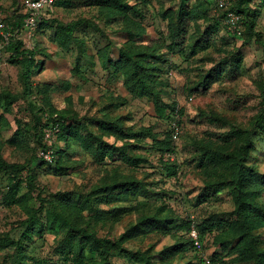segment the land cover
Listing matches in <instances>:
<instances>
[{
  "label": "rangeland",
  "instance_id": "obj_1",
  "mask_svg": "<svg viewBox=\"0 0 264 264\" xmlns=\"http://www.w3.org/2000/svg\"><path fill=\"white\" fill-rule=\"evenodd\" d=\"M84 1L61 0L60 5H56L51 13L44 16L62 23L78 18L92 21L93 25H83L75 34L86 45L84 56L79 54L74 42L67 48L55 41L53 28L39 29V19L36 20V27L31 30L23 27L19 32L24 48L37 50L36 59H42L41 66L32 69V95L29 100L23 95L20 64L7 53L4 55L5 63L0 68V93L9 92L16 99L9 111L4 112L0 108V158L8 164L31 167L35 172V182L33 186L29 185L25 168L20 172L0 170V239L22 238L28 211L35 210L38 215L44 212L41 211V198L45 199L44 207L49 202L56 203V199L64 195L71 197L74 205L79 206L103 180L130 176L142 183L141 192L126 202L97 205V208L104 210L120 208L108 213L102 220L83 214L80 224L87 225L98 237L116 241L140 218L155 213L167 215L174 221L169 231L148 230L150 227H146L144 233L125 240L121 247L132 252H142L150 259V264L197 263L190 248L172 255L167 251L176 242L188 239L187 230L175 225L187 220L201 223L212 215L228 217L235 207L231 191L220 184L227 180L229 167L222 161L210 164L200 157L201 147L207 149L210 145V149L218 155L232 153L238 145L241 146L232 130H249L252 149L245 163L264 173V129L260 131L252 126L257 114L264 110L260 88V83L264 81L263 48L255 37L248 38L240 21L235 27L232 26L229 21V13L232 12L225 9L229 5L227 0H222L223 6L219 5L220 0H191L194 4L202 5L208 13L207 18L198 19V28L191 21L190 35L196 37V42L210 25L217 24L219 31L216 35L202 38L209 39L208 44L197 46L192 56H186L178 49L176 52H168L162 46V52L173 65L168 71L167 95L164 100L176 101L182 108V114L176 118L179 134L171 142L174 152L163 153L157 150L151 144V138L134 141L105 136L104 140L117 146L125 145L126 141L134 143L125 147L128 155L136 160L128 162L115 154L114 159L109 158L105 164L100 165L83 147L73 145L65 157L68 168H65V163L63 169L57 170L53 162L39 167L31 162L39 154L34 135L35 121L28 103L36 102L43 107V96H46L49 107L55 112L69 114L86 124L90 119L118 118L124 126L133 130L149 128L160 139H165L172 131L174 121L159 118L149 99L129 93L122 77L102 66L97 51L110 46L111 56L117 57L118 49L124 46L127 38L122 31V24L106 23L97 8L84 5ZM127 1L138 6L144 14L143 19L137 16L145 27V35L140 39L142 43L159 45L167 23L161 14L168 9H178L179 0ZM258 3V0H253L251 7L254 8ZM18 5L19 0L16 4L11 0H0L3 18L5 15L12 19L13 10H18V14ZM258 12L254 30L264 39V6ZM232 54L240 59L236 70L226 66L229 71L225 70L208 87L199 85L207 72ZM79 58L80 63L77 64ZM43 84L49 86L46 92H42ZM48 110L52 112L51 108ZM20 127L27 140L21 144L16 141L20 136L15 134ZM57 146L62 148L63 144L58 143ZM15 184L19 185L16 197L24 195V203L8 199L10 187ZM257 187L260 192L257 193L256 201L264 207V186L257 184ZM253 232L260 234L259 244L264 249V226ZM216 235L217 232H205L203 236L205 251L210 255L220 251V246L213 242ZM62 236V230H52L46 231L43 236L34 235L32 241L26 240L25 262L67 264L58 251ZM112 251L108 264H139L136 260H129L125 254L118 253V250ZM14 254V246L0 248V264H14ZM167 255L166 258H160ZM236 256L234 251L227 254V264H247L236 262Z\"/></svg>",
  "mask_w": 264,
  "mask_h": 264
},
{
  "label": "trees",
  "instance_id": "obj_2",
  "mask_svg": "<svg viewBox=\"0 0 264 264\" xmlns=\"http://www.w3.org/2000/svg\"><path fill=\"white\" fill-rule=\"evenodd\" d=\"M11 1L13 4L18 3V0ZM252 1L227 0L229 5L225 9L239 15V21L245 28L248 38L255 37L256 42L262 46L264 59V39L260 33L254 30L259 17L258 11L264 6V0H258L259 3L254 8L251 7ZM60 2L61 0H55L51 6L45 8L40 13L38 28H53V39L55 41H58L61 46L67 48L71 42H74L78 47L79 54L84 56L86 45L75 34L83 25L91 26L93 22L78 18L62 23L57 19L44 18L45 15L53 11L56 5H60ZM84 2V5L97 8L106 23L122 24V31L127 38L124 46L118 49L117 57L111 56L110 46L97 51L102 66L122 77L123 84L129 93L149 99L153 104L154 112L159 118L169 121L176 120V115L182 114V108L178 106L176 101L166 102L164 100V96L167 95L168 71L173 65L162 52V46L168 52H176V49H178L177 51L182 52L186 56L195 55L197 46H203L202 44L206 46L209 39L202 38L218 34L219 28L217 24L210 25L204 31L202 38L197 42L196 37L190 35L191 21L196 23L200 18H207L208 13L206 9L200 4L192 3L191 0H179L178 9H168L161 14L162 18L167 22L166 28L164 34L160 36L161 43L152 46L144 44L140 40L145 35V27L142 24V20L137 18V16L141 19L144 17L138 6L129 4L127 0H86ZM22 3L23 0H19V13L16 14L18 10H13L12 19H10L11 16L6 17L4 15V21L9 33V41L5 45L4 55L7 53L12 60L20 64L21 80L24 87L23 95L29 100L32 95V69L39 68L42 64V59H36L37 50L24 48L18 36L23 28L25 16ZM62 5L65 6L66 4L62 3ZM42 54L45 56L44 53ZM79 60L80 58L77 64L80 63ZM239 61L240 59L235 54L224 58L215 68L204 75L199 85H203V88L208 87L213 80L222 76L224 71L227 70L226 66H230L233 70H236ZM4 63L5 61L3 60L0 68ZM76 71L79 70L76 69ZM47 85H42V92L48 90L49 86ZM260 88L261 96L264 100V81L260 83ZM15 99L16 96L11 95L9 92L0 93V108L4 112L9 111ZM41 100L44 101L43 107L36 102L28 103L35 121L36 132L34 135L38 144V154L40 150L50 149L52 151L51 163H54L57 170L59 168L63 169L62 165L65 163V168H68L65 157L67 153L69 154V150L73 145L83 147L87 153L92 154L93 159L100 165L105 164L109 158L114 159L115 154L128 162L136 160L134 157L128 155L127 147H125L127 144L134 145V143H127L126 141L125 145L117 146L104 140L105 136H113L118 140L134 141L151 138V144L157 150L163 153L174 152V148L171 146V133L165 139H160L149 128L144 127L139 130H133L131 127L124 126L118 118L90 119L88 124H86L71 117L69 114L55 112L52 107H49L50 104L46 96H43ZM49 108H51L52 112L48 110ZM200 116L203 115L201 114ZM18 122L21 123L20 121ZM252 126L254 129L260 131L264 129V110L257 114ZM47 127H55L56 129L54 140L50 145L44 138V129ZM232 133L241 142V146L238 145L237 150L232 153L218 155L208 145L207 149L204 146L201 147L199 156L208 160L210 164H217V161H222L229 167L227 180L220 184L231 191L235 207L228 217L212 215L201 223L187 220L184 223H180V225H175V227L179 226L187 230L188 239L176 242L168 247L167 251L172 255L176 252L185 251L188 248L193 250L197 263L189 261L186 264H203L202 259L194 250L189 235L191 224H194L204 248L203 236L205 232H217L213 242L220 246V251L212 253L210 256L219 264H227L225 257L233 251L237 253L235 261L238 263L264 264V249L259 244L260 234L253 232L264 226V207L256 201L257 193L259 194L260 192L257 184L264 186V173L245 163L252 149L251 132L238 128L236 130L233 129ZM15 134L20 136L19 139H16L19 144L27 142L26 134L21 130V127L17 129ZM58 143H62L63 147H58ZM31 162L40 167L48 161L38 155L37 157H33ZM24 168L27 170L28 183L30 186H33L35 172L31 167L14 163L8 164L0 158V170L9 169L20 172ZM142 187V183L133 177L129 176L125 179L114 177L111 180H103L102 184L95 187L79 206L74 205L71 197L67 198L64 195L57 198L56 203L49 202V205L44 207L45 199L41 198V211L44 210V212L38 215L37 211L29 210L28 218L24 223L26 228L22 234V238L18 240H11L9 237L2 238L0 239V248L7 245L14 246V264H27L25 262L27 258L25 247L28 245L25 242L26 240L32 241L34 235L43 236L46 231L62 230L63 236L59 241L61 245L58 246V251L64 256V261L67 264H108V260L113 254L112 250H118V253L125 254L129 260H136L139 264H150V259L142 252L128 251L122 248L121 245L125 240L144 233L146 227H150L148 230L169 231L174 221L167 215L160 216L155 213L152 216L140 218L135 225L130 227L116 241L98 237L87 225L82 226L79 222L83 220V214L96 220L104 219L108 213L116 212L120 207L104 210L97 208V205L129 201L131 197L141 192ZM18 191L19 185H12L8 199L13 202L24 203V195L16 197ZM94 203H96L95 206ZM56 206L59 209H56ZM168 256H160V258ZM37 264L41 263L37 262Z\"/></svg>",
  "mask_w": 264,
  "mask_h": 264
},
{
  "label": "built area",
  "instance_id": "obj_3",
  "mask_svg": "<svg viewBox=\"0 0 264 264\" xmlns=\"http://www.w3.org/2000/svg\"><path fill=\"white\" fill-rule=\"evenodd\" d=\"M55 0H23L22 8L23 12L25 14L23 19V27L25 30L36 27V20L39 18L40 13L47 7L51 6L54 3ZM219 5L223 6L224 2L222 0L219 1ZM229 21L232 24L233 27L237 24L239 21V15L235 13H229ZM9 41V33L7 31V25L3 18V13L0 11V66L3 63L4 60V48L5 45ZM176 118H178V115H176ZM56 132L55 127H47L44 129V138L47 141V143L50 145L52 144L54 140V133ZM179 134V126L177 124V121L174 120L172 123V131L171 136L173 139H177ZM52 151L50 149L46 150H40L39 156L43 159L47 160L48 162L52 161ZM189 235L193 243L194 250L196 254L202 259L203 264H219L216 260H213L205 251V248L203 247L202 242L200 241L198 232L194 226V224H191Z\"/></svg>",
  "mask_w": 264,
  "mask_h": 264
}]
</instances>
